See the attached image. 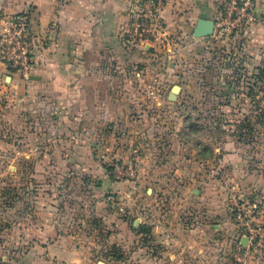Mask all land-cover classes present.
Returning a JSON list of instances; mask_svg holds the SVG:
<instances>
[{"label":"rangeland","instance_id":"obj_1","mask_svg":"<svg viewBox=\"0 0 264 264\" xmlns=\"http://www.w3.org/2000/svg\"><path fill=\"white\" fill-rule=\"evenodd\" d=\"M168 39L174 44L180 42L173 35L162 40L157 58L167 56L163 48ZM212 49L204 54L192 49L172 56L171 62L176 60L173 69L179 61L185 68L173 74L176 76L172 86L179 84L182 89L165 105L160 117L150 118L156 140L162 146H157L160 151L154 152L153 161L143 165L138 161L143 150L134 147L131 154L137 159H127V143L119 141V147L124 148H118L117 154L115 137L110 143L116 148L92 147L91 161L84 159L83 153L81 158L72 159L76 151L67 148L65 141L58 147L52 146L55 130L52 113L48 111L46 116L37 112L31 120L38 131L31 135L36 136L32 142L38 148L26 145V119L22 120L19 107L13 104L17 96L11 102L5 89L0 88V264H20L29 247L21 238L25 236L24 230L29 232L33 226L35 206L40 201H58V192L65 196L61 202L71 205L66 210L70 213L67 218L73 222L86 220L92 226L86 231L95 233L92 242L84 244L93 255L83 264H264V78L260 81L259 74L250 72L248 60L239 55L236 83L229 85L226 66L232 60L227 42H215ZM217 61L226 70L217 69ZM153 73L157 76L161 70L155 69ZM128 122L123 123L122 132L130 128ZM229 150L231 155L227 154ZM116 163L125 164V168L133 164L136 178L123 180L132 184L131 190L138 186L141 169L143 175L155 174L157 194L165 190L155 216L182 233L181 242L171 248L179 256L150 257L153 246L146 242L149 223L144 219L140 223L131 220L140 228V244L135 243L131 229L118 231L126 236L125 243L119 244L113 237L112 243L103 244L102 230L104 225L109 226L107 221L114 217L126 220L125 214L113 206L111 215L101 216L95 202L107 200L109 194L115 193L110 189L99 193L105 177L122 181L116 178ZM146 186L141 189L143 197ZM187 189L185 195L183 190ZM134 200L137 204L135 198L131 202L123 200L126 210H131ZM143 204L147 212L150 202L146 196ZM105 230L117 233L111 227Z\"/></svg>","mask_w":264,"mask_h":264},{"label":"crops","instance_id":"obj_2","mask_svg":"<svg viewBox=\"0 0 264 264\" xmlns=\"http://www.w3.org/2000/svg\"><path fill=\"white\" fill-rule=\"evenodd\" d=\"M139 1L0 0V31L5 19L26 10L30 13L33 29L44 37L43 48L34 58L35 70L31 74L37 78L24 79L0 64V88L5 89L11 102L17 96V102L13 104L19 107L22 120L26 119V145L38 148L37 143L32 142L36 136L31 135H36L38 131L31 120L37 112L46 116L48 111L52 113L55 130L52 132L55 133L52 146L58 147L65 141L67 148L76 151L72 153V159L81 158L83 153L84 159L91 161L92 147L100 146L107 149L117 147L116 153L119 154L124 148L123 145L119 147V143L126 142L125 148L130 149L127 159L133 157L132 149L137 147L145 151L140 152L138 157L140 165L153 161L154 152L160 149L157 146L162 144L156 140L157 133L150 118L160 117L165 105L171 102L169 96L173 77L176 76L173 74L183 71L181 61L176 62L175 69L171 67L176 61L171 62V58L177 52L193 49L198 54H204L207 49L214 48L212 36L197 37L194 30L199 18L217 19L222 0H159L162 28L151 29L132 39L129 33L131 15ZM256 11L260 20L241 30L227 43V49L231 46L232 60L227 62V70L217 61V69L229 72V85L236 83V59L239 55L248 60L246 65L250 72L259 74V80L264 78V0H258ZM172 35L180 42L174 44L168 39L163 48L167 56L157 58L161 53L162 40ZM205 66L201 64V67ZM158 68L161 74L156 76L153 71ZM150 84L157 88L155 97L148 93ZM124 122H128L130 128L122 132ZM125 134L127 136L124 137ZM113 137L117 140L116 147L110 143ZM155 157L158 158L157 155ZM133 158L137 159L136 156ZM142 173L143 169L134 190H131L129 181L117 182L105 177L101 183L99 193L110 189L123 200L131 202L135 198L137 201L136 204L134 200L131 210H125L123 218L126 220L114 217L107 221V227L117 233L106 232L104 225L103 244L112 243L113 237L115 242L125 243L126 236L119 233V229L126 232L131 229L135 243L140 244V228H136L131 220L134 218L140 223L144 219L143 222L149 223L146 242L153 246L150 257L157 259L161 254L179 256L173 254L171 248L172 244L181 242L182 233L175 230L173 224L160 222L155 216L159 213L158 203L165 190L157 194L155 174ZM146 183L153 186H146ZM144 186L146 201L150 202L147 212L143 207L145 196L141 190ZM183 192L186 195L188 189ZM60 193L57 194L58 201L52 199L49 204L40 201L35 206L33 226L29 232L25 229V236L21 238L29 247L23 252L20 264H83L92 257L93 254L84 248L85 243L92 242V238L96 237L95 233L86 231L92 226L83 219L73 222L67 218L70 213L66 210L71 205L68 201L61 202L65 196ZM88 193L100 197L95 192ZM72 195L77 196L75 193ZM95 202L101 216L112 214V205L108 200L95 199Z\"/></svg>","mask_w":264,"mask_h":264},{"label":"built area","instance_id":"obj_3","mask_svg":"<svg viewBox=\"0 0 264 264\" xmlns=\"http://www.w3.org/2000/svg\"><path fill=\"white\" fill-rule=\"evenodd\" d=\"M258 0H223L220 13L215 20L214 31L210 35L215 42L229 43L232 37L244 28H248L260 20L257 14ZM132 23L129 31L132 39L141 36L151 29L162 28L161 15L157 0H142L136 5L131 15ZM44 37L32 27L30 13L26 10L13 14L4 21L0 31V64L9 71L18 73L24 79L35 70V56L43 48ZM148 93L156 96L155 85H148ZM114 164L116 178L120 180H134L136 170L132 163L128 166ZM107 200L121 214H125L126 206L115 193L108 195ZM241 217V214H238Z\"/></svg>","mask_w":264,"mask_h":264},{"label":"water","instance_id":"obj_4","mask_svg":"<svg viewBox=\"0 0 264 264\" xmlns=\"http://www.w3.org/2000/svg\"><path fill=\"white\" fill-rule=\"evenodd\" d=\"M215 21L206 18H199L197 24L195 26L194 34L197 37L201 36H210L214 31ZM29 78L35 79L37 76L31 75ZM181 91V86L179 84H174L172 86L170 92V100H174L176 98V94ZM99 264H106L104 262H100Z\"/></svg>","mask_w":264,"mask_h":264},{"label":"trees","instance_id":"obj_5","mask_svg":"<svg viewBox=\"0 0 264 264\" xmlns=\"http://www.w3.org/2000/svg\"><path fill=\"white\" fill-rule=\"evenodd\" d=\"M229 145H231V144H229ZM231 153H232L231 150H229V151L227 152V154H230V155H231ZM229 157H230V156H229Z\"/></svg>","mask_w":264,"mask_h":264}]
</instances>
